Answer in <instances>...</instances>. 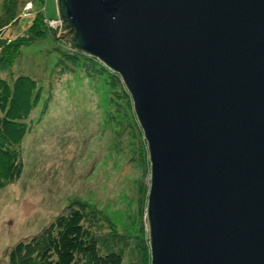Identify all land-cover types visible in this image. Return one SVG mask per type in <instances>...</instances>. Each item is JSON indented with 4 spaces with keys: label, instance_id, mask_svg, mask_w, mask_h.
Here are the masks:
<instances>
[{
    "label": "water",
    "instance_id": "95a60500",
    "mask_svg": "<svg viewBox=\"0 0 264 264\" xmlns=\"http://www.w3.org/2000/svg\"><path fill=\"white\" fill-rule=\"evenodd\" d=\"M145 142L149 264H264V0H55Z\"/></svg>",
    "mask_w": 264,
    "mask_h": 264
},
{
    "label": "rangeland",
    "instance_id": "374dc122",
    "mask_svg": "<svg viewBox=\"0 0 264 264\" xmlns=\"http://www.w3.org/2000/svg\"><path fill=\"white\" fill-rule=\"evenodd\" d=\"M40 10L57 17L55 0H0V78L26 75L41 86L20 143V176L0 190V264L14 244L38 235L73 203L103 251L121 252V264H147L149 165L130 98L120 79L105 68L98 73L103 66L95 59L81 54L74 65L64 62L77 52L49 37L59 36L55 20L36 26V39L17 55L14 43L31 38L21 36Z\"/></svg>",
    "mask_w": 264,
    "mask_h": 264
},
{
    "label": "trees",
    "instance_id": "16d2710c",
    "mask_svg": "<svg viewBox=\"0 0 264 264\" xmlns=\"http://www.w3.org/2000/svg\"><path fill=\"white\" fill-rule=\"evenodd\" d=\"M34 15L28 28V36H21L24 38L31 36V38L22 45L14 43L17 47V55L20 54L21 46L29 44L32 38H35L33 31H36V26L43 24V20L56 19H47L42 10L39 13L35 12ZM49 37L58 44V37L57 40L52 36ZM80 55L78 52L74 55L65 54L64 62L74 65ZM101 68L98 73L102 74L105 69ZM111 76L119 79L113 73ZM74 94L73 92L72 95ZM40 95L41 86L29 76L17 75L11 83L0 78V190L20 176L22 170L20 143L29 129L26 120L32 115ZM125 96L128 100L126 93ZM61 99L62 97H58L52 103L60 102ZM70 105L72 106V103ZM70 110L73 109L70 107L68 111ZM80 207L74 203L69 205L38 235L14 244L7 254V264H121V252L112 247L102 250L97 238L85 225V211ZM147 264H149V255Z\"/></svg>",
    "mask_w": 264,
    "mask_h": 264
},
{
    "label": "built area",
    "instance_id": "2783aa9c",
    "mask_svg": "<svg viewBox=\"0 0 264 264\" xmlns=\"http://www.w3.org/2000/svg\"><path fill=\"white\" fill-rule=\"evenodd\" d=\"M53 21H54V20H52V22H53ZM53 23H55V24H56V23H57V21H55V22H53Z\"/></svg>",
    "mask_w": 264,
    "mask_h": 264
},
{
    "label": "bare ground",
    "instance_id": "6f19581e",
    "mask_svg": "<svg viewBox=\"0 0 264 264\" xmlns=\"http://www.w3.org/2000/svg\"><path fill=\"white\" fill-rule=\"evenodd\" d=\"M55 21H57V19H55Z\"/></svg>",
    "mask_w": 264,
    "mask_h": 264
}]
</instances>
